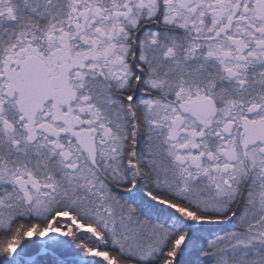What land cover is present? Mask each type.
Returning <instances> with one entry per match:
<instances>
[{"label":"snow or ice","instance_id":"obj_1","mask_svg":"<svg viewBox=\"0 0 264 264\" xmlns=\"http://www.w3.org/2000/svg\"><path fill=\"white\" fill-rule=\"evenodd\" d=\"M0 264H264V0H0Z\"/></svg>","mask_w":264,"mask_h":264}]
</instances>
